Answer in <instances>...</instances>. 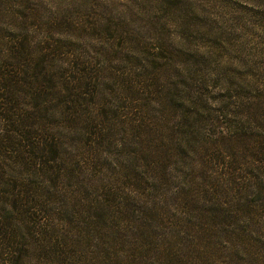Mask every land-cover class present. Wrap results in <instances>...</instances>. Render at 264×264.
I'll return each mask as SVG.
<instances>
[{
    "label": "trees",
    "instance_id": "obj_1",
    "mask_svg": "<svg viewBox=\"0 0 264 264\" xmlns=\"http://www.w3.org/2000/svg\"><path fill=\"white\" fill-rule=\"evenodd\" d=\"M47 41L0 42V264H264L255 98H228L236 132L210 144L133 44L124 76Z\"/></svg>",
    "mask_w": 264,
    "mask_h": 264
},
{
    "label": "rangeland",
    "instance_id": "obj_2",
    "mask_svg": "<svg viewBox=\"0 0 264 264\" xmlns=\"http://www.w3.org/2000/svg\"><path fill=\"white\" fill-rule=\"evenodd\" d=\"M25 39L33 46L70 41L79 57L114 75L126 76L127 56L136 52L137 68H147L150 81L163 79L175 102L191 106L194 98L210 144L236 132L233 118L218 119L231 96L252 95L264 116V0H0V42ZM182 174L172 178L180 184ZM15 177L0 169L1 182Z\"/></svg>",
    "mask_w": 264,
    "mask_h": 264
}]
</instances>
